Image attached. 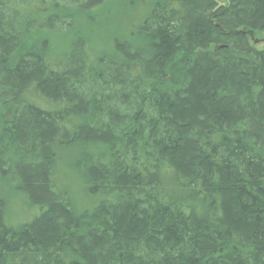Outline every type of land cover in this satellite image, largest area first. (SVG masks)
<instances>
[{"label":"trees","instance_id":"obj_1","mask_svg":"<svg viewBox=\"0 0 264 264\" xmlns=\"http://www.w3.org/2000/svg\"><path fill=\"white\" fill-rule=\"evenodd\" d=\"M139 1L0 0V264H264V0Z\"/></svg>","mask_w":264,"mask_h":264},{"label":"rangeland","instance_id":"obj_2","mask_svg":"<svg viewBox=\"0 0 264 264\" xmlns=\"http://www.w3.org/2000/svg\"><path fill=\"white\" fill-rule=\"evenodd\" d=\"M219 4H224L223 0H216ZM138 4L137 1H135ZM139 3L143 8L147 6L148 0H140ZM127 0H109L106 11L109 14L106 17H103L100 21L102 23V27L93 33L94 39L92 38V44L95 48H103L106 50L108 46V53L112 52V48H110V41L114 35H117L120 38H126L129 36V32L125 30L126 21H135V16L131 13V10L127 8ZM138 5H133L134 13L138 16L139 12H135L138 10ZM128 10L130 12H128ZM104 11V10H103ZM102 12V11H100ZM145 12H140L139 16L143 15ZM130 15L132 17H130ZM134 16V17H133ZM126 17L128 19H126ZM128 24V23H127ZM130 24V23H129ZM128 26V25H127ZM51 47L53 49V53L55 56H62L63 52L67 49V45L69 44V36H59L55 37V39H50ZM75 154H65L63 158L69 159L73 157ZM65 159L61 161L68 167ZM62 162V163H63ZM62 182L65 181V186L71 189L72 198L74 200L75 205L79 207H87L90 200H87V196L85 195V188L83 183L79 180L78 176L71 173L70 170H67L65 167H60ZM64 172V174H63ZM0 192L7 196L8 191L4 188L0 189ZM7 200L9 203L7 220L9 223L14 224L15 226L29 222L31 219L32 211H30L25 204L20 200V196L17 195H8Z\"/></svg>","mask_w":264,"mask_h":264}]
</instances>
